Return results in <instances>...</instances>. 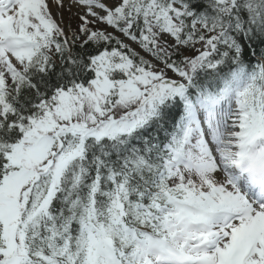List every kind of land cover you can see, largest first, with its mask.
<instances>
[{"label": "snow or ice", "instance_id": "obj_1", "mask_svg": "<svg viewBox=\"0 0 264 264\" xmlns=\"http://www.w3.org/2000/svg\"><path fill=\"white\" fill-rule=\"evenodd\" d=\"M0 264H264V0H0Z\"/></svg>", "mask_w": 264, "mask_h": 264}]
</instances>
